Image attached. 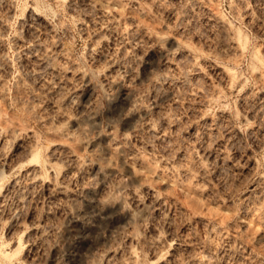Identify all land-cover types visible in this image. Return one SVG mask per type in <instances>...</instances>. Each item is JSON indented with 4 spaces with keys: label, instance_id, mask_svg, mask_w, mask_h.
Segmentation results:
<instances>
[{
    "label": "rangeland",
    "instance_id": "rangeland-1",
    "mask_svg": "<svg viewBox=\"0 0 264 264\" xmlns=\"http://www.w3.org/2000/svg\"><path fill=\"white\" fill-rule=\"evenodd\" d=\"M0 264H264V0H0Z\"/></svg>",
    "mask_w": 264,
    "mask_h": 264
},
{
    "label": "bare ground",
    "instance_id": "bare-ground-1",
    "mask_svg": "<svg viewBox=\"0 0 264 264\" xmlns=\"http://www.w3.org/2000/svg\"><path fill=\"white\" fill-rule=\"evenodd\" d=\"M108 15V14H107ZM114 22V21H113ZM125 26V25H124ZM124 30V29H123ZM128 30V29H127ZM32 60H34V59H32ZM49 83V82H48ZM44 84V83H43ZM50 84V83H49ZM49 84H44L46 87H49L50 88V85ZM82 94V93H81ZM83 105H82V108L83 109H85L86 107L85 106H87L85 103H82ZM31 105H33V104H31ZM80 105V104H79ZM89 105V104H88ZM54 109V108H53ZM87 110V109H86ZM54 111V110H53ZM87 113V112H86ZM83 114H85V113H83ZM88 115H89V113H88ZM62 117V116H61ZM152 124V123H151ZM147 128H149L150 129V125H148V127ZM73 133V132H72ZM61 134H62V132H61ZM63 134H64V136H66V137H69L70 135H69V132L67 131V132H65L64 130H63ZM62 134V135H63ZM70 134H71V132H70ZM65 137V138H66ZM75 140V139H74ZM67 141V140H66ZM31 148V147H30ZM29 152V156H30V158H35L34 157V155H33V153H31L30 151H31V149L30 150H28ZM24 154H25V152H24ZM70 154H72V153H70ZM70 154H68V155H70ZM26 155V154H25ZM77 159V158H76ZM50 167V166H49ZM49 167H48V169H49ZM27 171V170H26ZM27 173V175H29V176H31V178L33 177V178H36L37 176H38V171H37V169H36V167H34V166H32V167H29V170L26 172ZM25 174V173H24ZM26 176V175H25ZM37 179V178H36ZM41 179V178H40ZM42 180V179H41ZM63 180V179H62ZM61 181V180H60ZM54 186V185H53ZM57 186V185H56ZM61 191V190H60Z\"/></svg>",
    "mask_w": 264,
    "mask_h": 264
}]
</instances>
